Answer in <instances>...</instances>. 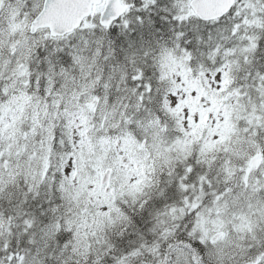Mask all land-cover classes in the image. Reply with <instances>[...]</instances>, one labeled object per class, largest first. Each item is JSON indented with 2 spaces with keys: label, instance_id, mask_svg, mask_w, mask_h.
<instances>
[{
  "label": "snow or ice",
  "instance_id": "1",
  "mask_svg": "<svg viewBox=\"0 0 264 264\" xmlns=\"http://www.w3.org/2000/svg\"><path fill=\"white\" fill-rule=\"evenodd\" d=\"M0 264H264V0H0Z\"/></svg>",
  "mask_w": 264,
  "mask_h": 264
}]
</instances>
